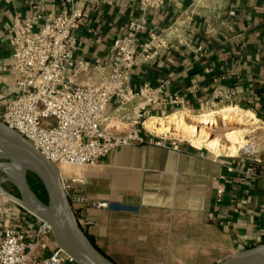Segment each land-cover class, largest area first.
<instances>
[{"label": "crops", "instance_id": "1", "mask_svg": "<svg viewBox=\"0 0 264 264\" xmlns=\"http://www.w3.org/2000/svg\"><path fill=\"white\" fill-rule=\"evenodd\" d=\"M38 1L46 3L51 16L66 9L62 0H0V68L13 65L9 29L16 19L31 18ZM142 18L139 0H104L88 7L75 31L74 60L98 69L81 73L78 84L108 74L115 40L130 22ZM145 18L146 32L139 42L164 31L168 47L162 57L134 69L128 84L137 90L169 81L164 97L181 100L177 107L150 108L147 117L215 109L210 97L220 86L232 93V102L217 108L234 107L254 116L257 124L244 136L259 144V162L238 155L240 149L217 154L180 142L179 151L155 144L124 147L95 166H62L60 173L82 180L87 197L115 208L89 209L79 219L91 241L115 264H221L264 244V0H167L163 9ZM0 79L2 98L12 93L13 75L0 72ZM193 86L198 87L196 94L189 92ZM129 116L112 102L104 126L124 132ZM248 169L253 170L250 176ZM2 206V224L28 238L35 235L40 224L35 217ZM54 248L53 241L40 255Z\"/></svg>", "mask_w": 264, "mask_h": 264}, {"label": "built area", "instance_id": "2", "mask_svg": "<svg viewBox=\"0 0 264 264\" xmlns=\"http://www.w3.org/2000/svg\"><path fill=\"white\" fill-rule=\"evenodd\" d=\"M103 1L62 0L66 9L56 16L49 15L46 3L38 1L32 6L31 18L16 19L8 31L13 65L0 68V72L11 73L13 82L12 93L0 98V121L31 142L59 171L62 166H95L111 153L135 145L155 144L180 150V141L153 136L146 127L151 119L147 117L148 109L177 107L181 103L177 95L164 97L169 81H162L156 88L146 85L137 90L128 84L134 69L144 61L162 57L168 47L164 31L152 33L146 42H139L146 32L147 13L160 11L167 0H139L143 18L130 22L125 33L115 40L108 74H100L96 81L86 85L78 84L81 73L98 67L74 60L75 31L80 28L88 7ZM189 92L196 94L198 87L193 86ZM112 102L120 110L129 111V125L124 132L104 126ZM231 102L232 93L219 86L212 91L209 104L213 108ZM245 142L238 155L258 163L259 144L251 139ZM252 172L248 169L245 174L250 176ZM61 180L78 219L89 209H115L109 203L87 197L82 180L62 175ZM4 214L0 203V264H77L56 245L48 255H38L42 239L52 235L48 224L35 217L40 224L35 235L28 238L14 227L2 224Z\"/></svg>", "mask_w": 264, "mask_h": 264}, {"label": "water", "instance_id": "3", "mask_svg": "<svg viewBox=\"0 0 264 264\" xmlns=\"http://www.w3.org/2000/svg\"><path fill=\"white\" fill-rule=\"evenodd\" d=\"M0 150L8 154V157L0 158L2 161L0 172L3 173L5 168L12 165V158L26 160L34 168L31 173L45 187L48 204L41 202L29 187L34 204L33 208L24 205V195L20 191L21 200L15 199L2 188L0 194L15 200L31 215L48 224L52 229L55 245L72 257L77 264H115L103 255L81 225L68 196L63 190L59 168L47 160L31 142L1 121ZM221 264H264V244L238 253Z\"/></svg>", "mask_w": 264, "mask_h": 264}, {"label": "bare ground", "instance_id": "4", "mask_svg": "<svg viewBox=\"0 0 264 264\" xmlns=\"http://www.w3.org/2000/svg\"><path fill=\"white\" fill-rule=\"evenodd\" d=\"M180 112L169 116L167 118H154L146 122V127L156 136L168 137L173 135L175 132L183 134L189 142L195 144L199 148H207L217 154L223 151H230L236 153L239 149L243 148L246 144L244 140V134L247 133L248 127L257 124L254 116L246 113H239L234 107H225L219 111H211L205 114H200L198 117L195 116H179ZM190 117V118H189ZM221 117L223 123L226 126L239 125L244 129L232 131L229 133L228 142L231 146L224 144L220 137L213 136L209 129L218 126L216 118ZM153 118V117H152ZM193 122L196 126H191L188 122ZM253 128V127H252ZM8 157V154L0 150V158ZM12 165L3 170L5 179L0 180V192L1 183L12 182L18 190L24 195V205L28 208H33L34 204L31 199L28 186L25 179L16 172L15 167L20 166L32 172L33 166L24 159L12 158Z\"/></svg>", "mask_w": 264, "mask_h": 264}, {"label": "rangeland", "instance_id": "5", "mask_svg": "<svg viewBox=\"0 0 264 264\" xmlns=\"http://www.w3.org/2000/svg\"><path fill=\"white\" fill-rule=\"evenodd\" d=\"M225 107H227V106H225ZM223 108L224 107H218V108L216 107L215 109H209L207 111H202V112H199V113H195V114H192V115L191 114H188V115L198 117L200 114L202 115V114H205V113H208V112H211V111H219V110H221ZM175 114H177V113H175ZM178 115L179 116H183V115H180V114H178ZM170 116H172V115H170ZM216 120L218 122V126H214V127L210 128L209 129V132L213 136H215V137H220L223 140L224 144L227 145V146H231V143L228 142V137H227L230 132L237 131V130H241V129L246 128V127L243 128L242 126H239V125L226 126L223 123V120H222L221 117L216 118ZM188 122L190 123L191 126H196L195 123L190 122V121H188ZM168 137H171L172 139H177L178 141H180L182 143L189 142V140L183 134H178L176 132L173 135H170ZM244 140H246L245 136H244ZM189 143H191V142H189ZM191 144L193 145V143H191ZM1 162L2 161H0V163ZM15 169H16V172L18 174L20 173V175L25 179L26 184H28V187L32 191V188L34 189V184L36 183L35 175L33 173H31L29 170H27L25 168H22L20 166L15 167ZM2 178L5 179V175H4V173L0 172V180ZM1 188L5 192H7L9 195H11L12 197H14L15 199L21 200V194H20L18 188L15 185H13L12 183H10V182L1 183ZM0 203L2 205H11L12 207L16 208L18 211H25V212L29 213L28 211H26L25 209H23L22 206L19 205L15 200H12L10 198H7V197L3 196L2 194H0ZM53 241H54V239H53V236L52 235L51 236L44 237L42 239L40 245H39L38 255L41 252H43L45 248L51 246V244L53 243Z\"/></svg>", "mask_w": 264, "mask_h": 264}, {"label": "trees", "instance_id": "6", "mask_svg": "<svg viewBox=\"0 0 264 264\" xmlns=\"http://www.w3.org/2000/svg\"><path fill=\"white\" fill-rule=\"evenodd\" d=\"M36 183L34 184V189L32 191L38 197V199L44 204H48V196L45 190V187L41 183V181L35 176Z\"/></svg>", "mask_w": 264, "mask_h": 264}]
</instances>
